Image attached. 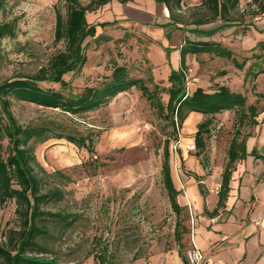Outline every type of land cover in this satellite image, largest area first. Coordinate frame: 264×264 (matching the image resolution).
<instances>
[{
  "label": "rangeland",
  "instance_id": "rangeland-1",
  "mask_svg": "<svg viewBox=\"0 0 264 264\" xmlns=\"http://www.w3.org/2000/svg\"><path fill=\"white\" fill-rule=\"evenodd\" d=\"M89 1L79 0L81 5ZM199 3L200 0H183L185 18ZM249 3L250 0H240L239 10L245 14L243 24L225 27L206 36L190 32L188 28H193L192 25L184 30L165 25L167 15L158 11L161 5L153 0H134L125 5L111 1L86 15L89 24L104 20L114 22L96 26L94 37H87L82 44L85 63L79 71L65 74L64 79L71 82L73 91H80L84 86L98 85L117 63L127 65L131 75L143 78L150 89L155 84L159 88H167L169 65L165 59V48L171 49L170 64L177 68V48L184 44L185 39L224 40L236 60L242 62L250 55V49L242 46L252 44L246 37L254 22L251 19L254 6L250 7ZM137 10L143 13L139 14ZM56 12L65 16V0H4L0 22L12 23L14 35L1 41L0 81L33 75L47 65L50 56L64 49L65 42L55 40ZM159 14L164 18H159ZM148 16L154 18L152 22H148ZM220 23L216 21L199 28L208 30ZM247 64H252V61L238 69L224 57L207 53L186 56L187 90L190 92L196 87L210 90L217 85H226L232 91L245 95L246 117L241 122L234 111L215 115L200 156L195 155L193 136L196 125L205 119L203 115L191 113L178 130L177 140L171 137L169 166L173 184L179 190L176 197L180 206L178 215L170 206L161 172L163 143L171 128L139 90L133 88L121 93L106 107L73 121L80 130L99 132L95 137L93 154L65 139H50L38 144L34 152L47 172L60 170L70 178V182L62 186L64 199L50 202L42 208L71 215V225L65 230L61 224L51 220L43 222L49 237L39 241L48 246L62 264H95L99 253H105L109 264H161L164 255L178 250L179 243L185 256L191 246V228L196 218L188 186L191 182H198L186 177L199 171L212 175L211 184L219 181L235 130L239 131V141L246 140L263 123L264 97L257 98L254 92L256 83L253 84L250 78L244 79ZM261 82L264 83V78L259 77L260 86ZM41 86L57 88V85L47 83ZM260 86L259 89L264 90V84ZM159 96L165 103L167 95L162 92ZM249 106L255 107V117L249 115ZM11 109L23 124L39 119L72 121L59 111L22 101H13ZM261 140L257 149L248 151L245 147L246 155L240 160L264 154ZM3 144L5 146L6 141ZM248 168V172L259 176L256 169ZM228 197L225 196L224 203ZM240 203L237 202L238 209ZM238 209L235 211V208L232 215L239 213ZM179 219L180 226H177ZM18 227L15 203L0 205V231L5 233ZM177 232L180 234L179 242L176 241Z\"/></svg>",
  "mask_w": 264,
  "mask_h": 264
},
{
  "label": "trees",
  "instance_id": "trees-1",
  "mask_svg": "<svg viewBox=\"0 0 264 264\" xmlns=\"http://www.w3.org/2000/svg\"><path fill=\"white\" fill-rule=\"evenodd\" d=\"M111 1L125 5L133 0H90L86 5H81L79 0H65L66 14L63 17L60 12H56L55 22V40H63L64 49L50 56L47 65L41 67L35 74L0 81V205L15 203V214L19 221L17 229H9L5 233L0 231V264H62L52 255V250L39 239L49 237L43 222L51 220L61 224L65 230L71 225V215L60 210L43 209L42 206L64 199L65 192L62 186L68 184L70 178L60 170L47 172L38 162L34 152L38 144L50 139H65L75 147L93 154L95 137L99 132L80 130L73 121L83 119L88 113L106 107L121 93L133 88L139 90L155 109L156 114L171 128L163 143L161 172L170 206L178 215L180 206L176 197L179 190L173 184L169 166L171 137L177 140L178 130L191 113L203 115L205 119L196 125L193 136L195 155L200 156L215 115L234 111L241 122L246 117L244 113L246 97L240 92L232 91L226 85H217L210 90L201 87H196L190 92L187 90L186 56L207 53L214 57H224L231 60L238 69L244 68L247 61H252L245 70L244 79L250 78L254 84L257 78H264V39L255 42L250 49V55L242 62H238L232 51L220 41L185 39L184 44L177 48L179 53L177 68L170 64L171 49L165 48L167 51L165 59L169 65L167 88H159V85L155 84L153 89H150L143 78L131 75L127 65L115 63L110 74L98 85L84 86L80 91H73L71 82L66 81L64 75L79 71L85 63L86 55L82 45L84 40L87 37H94L96 26L103 27L114 22L104 20L89 24L86 15ZM153 1L162 4L166 10L165 25L176 29L184 30L188 25H192L193 28H188L190 32L211 36L219 29L244 23L245 14L239 10L240 0H200V3L191 9L188 18L183 14V0ZM3 6L4 0H0V13ZM249 6H254L251 19L264 13V0H250ZM216 21H221L216 27L208 30L199 28ZM13 35L12 23L0 22V61L1 41L4 37ZM256 50L258 52H255ZM42 83L57 85V88L43 87ZM162 92L167 95L165 103L159 96ZM258 97H264V93H259ZM13 101L59 111L72 121L70 123L65 120L39 119L27 124L20 123L11 109ZM248 109L249 115L255 117V107L249 106ZM238 136L239 131L235 130L227 149V162L221 173L218 191L219 207H224L233 164L246 155L245 141H239ZM193 177L197 179V176ZM177 226H180V219ZM179 240L180 234L177 232L176 241ZM95 264H109L105 253L96 254Z\"/></svg>",
  "mask_w": 264,
  "mask_h": 264
},
{
  "label": "crops",
  "instance_id": "crops-1",
  "mask_svg": "<svg viewBox=\"0 0 264 264\" xmlns=\"http://www.w3.org/2000/svg\"><path fill=\"white\" fill-rule=\"evenodd\" d=\"M160 5L158 11L162 14L164 11L166 16L167 12L164 6ZM136 12L143 13L138 10ZM136 17L138 18L139 15ZM162 17L159 14V18ZM151 19L154 18L148 16V22H152ZM253 21V25L250 26L251 32L247 31L246 36L252 41V44L243 45V49H251L258 39H264V13L256 16ZM212 39L220 41L225 46L228 45L224 40L222 42L219 39ZM258 79H256V89L254 90L257 93L256 96L259 93H264L263 88L259 89ZM261 114L263 123L258 125L256 133L244 140L248 151L257 149L256 146H259L261 140H259L260 136L261 143L264 144V111ZM246 160L248 164H246ZM248 167L251 170L256 169L259 176L254 172L252 174L248 172ZM193 176H197V183ZM200 177L203 181H200ZM186 178H191L195 182L189 183L188 186V196L194 205L196 215L191 228L190 240L191 244H194L202 252L203 264H264V154L254 157L247 156L246 159H239L233 164L228 183L227 195L229 197L224 203V207L218 206L221 177L219 181L213 183L214 186L211 184L212 175L205 172L195 171L191 177ZM238 201L242 202L239 209L236 207ZM235 208V211L238 209L239 213L232 215ZM178 246L177 251L174 250L164 255L161 264H186V253L183 256L180 250L181 246L179 244ZM147 264L153 263L148 262Z\"/></svg>",
  "mask_w": 264,
  "mask_h": 264
},
{
  "label": "built area",
  "instance_id": "built-area-1",
  "mask_svg": "<svg viewBox=\"0 0 264 264\" xmlns=\"http://www.w3.org/2000/svg\"><path fill=\"white\" fill-rule=\"evenodd\" d=\"M203 259L202 252L194 244H191L186 251V264H203Z\"/></svg>",
  "mask_w": 264,
  "mask_h": 264
}]
</instances>
